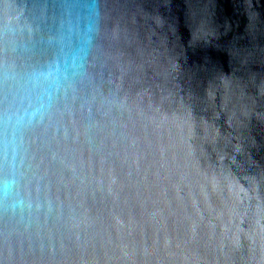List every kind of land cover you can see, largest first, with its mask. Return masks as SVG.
Instances as JSON below:
<instances>
[{
    "label": "water",
    "instance_id": "1",
    "mask_svg": "<svg viewBox=\"0 0 264 264\" xmlns=\"http://www.w3.org/2000/svg\"><path fill=\"white\" fill-rule=\"evenodd\" d=\"M0 264H264V0H0Z\"/></svg>",
    "mask_w": 264,
    "mask_h": 264
}]
</instances>
